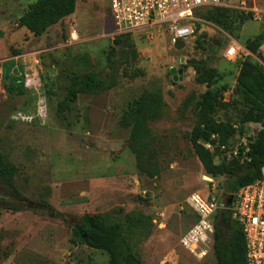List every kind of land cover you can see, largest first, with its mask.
Returning a JSON list of instances; mask_svg holds the SVG:
<instances>
[{
	"label": "rangeland",
	"instance_id": "rangeland-1",
	"mask_svg": "<svg viewBox=\"0 0 264 264\" xmlns=\"http://www.w3.org/2000/svg\"><path fill=\"white\" fill-rule=\"evenodd\" d=\"M35 1L0 0V166L17 190L0 178V207L20 208L0 209V264H108L107 252L73 235L85 215L121 223L142 264H216L213 250L198 259L181 245L196 220L186 200L205 190L208 176L189 136L207 93L223 96L227 106L214 118L236 125L232 146L256 133L257 126H241L240 63L225 52L235 43L253 59L245 42L264 36V22H241L230 9L238 12L230 30L197 26L195 38L180 47L159 29L127 34L119 43L108 0H78L73 15L35 36L18 25ZM246 3L253 8L264 0ZM259 53L253 56L264 60V43ZM76 73L113 77L118 86L78 94ZM147 92L164 103L161 118L149 123L160 168L155 179L137 170L131 129L120 126L130 104ZM213 180L226 202L225 177Z\"/></svg>",
	"mask_w": 264,
	"mask_h": 264
},
{
	"label": "trees",
	"instance_id": "trees-1",
	"mask_svg": "<svg viewBox=\"0 0 264 264\" xmlns=\"http://www.w3.org/2000/svg\"><path fill=\"white\" fill-rule=\"evenodd\" d=\"M77 1L36 0L19 19L18 25L35 36H42L51 27L76 12ZM235 12L238 13L226 8H209L200 15L208 22L230 30ZM238 17L244 22L249 19L250 14L246 15L242 12ZM127 36H117L116 39L120 43ZM204 36L205 34H202L200 38ZM200 38L198 43L202 45ZM263 43L264 36L261 35L247 40L245 48L252 55L257 54L260 57L259 49ZM181 45L182 43L179 47ZM239 63L235 93L243 105L241 126L254 124L260 125L262 129L249 138L247 146L240 147L238 158L228 162H216L215 154L207 150L202 142L228 145L238 130L235 128L236 125L229 122L216 121L214 114L217 108L227 105L219 101L223 96L207 93L199 105V124L189 136L194 153L207 175L215 179L225 177L223 189L229 197L235 196L240 189L259 180L264 167V67L248 57L243 61L239 60ZM196 73L199 78L202 77L203 83L210 80L204 77L201 70L197 69ZM209 73L215 75L216 72L211 70ZM135 77L137 75L131 76V78ZM117 86L118 81L113 77L102 78L96 74L77 73L73 77V88L78 94L98 95ZM163 104V97L159 93L147 92L130 104L120 121L121 127L131 129L128 148L135 157L137 170L150 179L160 176V168L149 123L161 118ZM0 178L13 191H17L13 179L1 166ZM16 193L19 195L18 192ZM0 209L20 211L18 207L4 206ZM73 235L89 248L107 252L110 258L108 264H142L134 253L121 223H105L97 216L85 215L82 221L73 227ZM212 250L216 264H247V247L243 230L228 210L221 211L216 217Z\"/></svg>",
	"mask_w": 264,
	"mask_h": 264
},
{
	"label": "built area",
	"instance_id": "built-area-1",
	"mask_svg": "<svg viewBox=\"0 0 264 264\" xmlns=\"http://www.w3.org/2000/svg\"><path fill=\"white\" fill-rule=\"evenodd\" d=\"M109 15L116 24L117 36L127 34H147L154 30H163L176 46L195 38L197 26L211 23L200 14L209 8L235 9L240 13L250 14L253 22H264V3L250 8L246 0H108ZM240 47L233 43L225 52L230 61L244 60L239 52ZM249 56L264 67V60H258L251 53ZM248 124L245 125L247 128ZM257 126L256 133L249 135L234 147L233 144L213 145L202 142L203 146L215 154L218 150L223 161H231L240 156V147L247 146L249 138L255 136L262 128ZM237 129V127H235ZM215 178L205 177L206 189L193 193L186 200V206L194 213L195 223L181 240L182 247L193 257L203 259L212 251L217 215L228 210L232 218L243 230L247 247V264H264V167L261 178L243 187L233 197L231 205L222 201V194ZM216 180V179H215Z\"/></svg>",
	"mask_w": 264,
	"mask_h": 264
},
{
	"label": "water",
	"instance_id": "water-1",
	"mask_svg": "<svg viewBox=\"0 0 264 264\" xmlns=\"http://www.w3.org/2000/svg\"><path fill=\"white\" fill-rule=\"evenodd\" d=\"M172 73L175 74V73H176V70H175V69H172ZM178 74L181 76L182 71L180 70ZM233 197H234V196L229 197V199L227 200V205H231V204H232V202H233Z\"/></svg>",
	"mask_w": 264,
	"mask_h": 264
},
{
	"label": "crops",
	"instance_id": "crops-1",
	"mask_svg": "<svg viewBox=\"0 0 264 264\" xmlns=\"http://www.w3.org/2000/svg\"><path fill=\"white\" fill-rule=\"evenodd\" d=\"M206 189V188H205ZM198 193V192H197Z\"/></svg>",
	"mask_w": 264,
	"mask_h": 264
}]
</instances>
